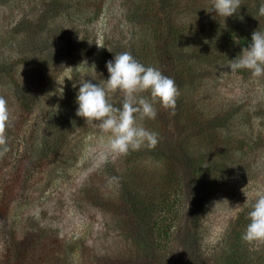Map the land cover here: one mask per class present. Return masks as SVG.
Here are the masks:
<instances>
[{"label": "trees", "instance_id": "obj_1", "mask_svg": "<svg viewBox=\"0 0 264 264\" xmlns=\"http://www.w3.org/2000/svg\"><path fill=\"white\" fill-rule=\"evenodd\" d=\"M262 2L241 0L238 13L228 18L212 11L211 0H187L184 4L189 19L183 23L190 24L183 57L186 65L182 69L174 64L168 70H159L175 81L179 92L182 80L189 90L194 86L196 91L180 93L175 114L157 104V117L149 125L159 135L157 146L130 151L126 160L122 159L128 166L131 161L154 157L167 167L155 169L156 176L150 180L141 172L143 167L137 165L133 169L137 179L132 187L121 177L128 190L118 197L115 206L131 210L137 219L136 233L133 234V224L132 229L128 227L126 213L117 212V225L125 237L126 248L119 255L114 251V255L94 261L96 244L85 245L86 264H180L181 259L174 261V256L177 244L183 242V224L190 229L191 236L198 235L200 229L204 232L201 239L188 241L192 247L183 264H264V243L242 240L257 195L243 209L233 229L219 241L208 239L203 224L207 203L238 179L233 168L237 161L234 156L247 159L264 148V132L252 129L255 118L262 119L260 125L264 126V78L254 79L247 70L229 69L230 61L251 43L253 32L264 30V16L259 15ZM104 4L105 0H0V8L7 6L17 11L4 23L7 53L0 44V95L8 101L13 117L6 131L7 143L0 146V264H53L58 260L61 231L65 233L59 223L43 227L35 217L27 218L10 237L6 227L11 205L20 198L23 180H33L29 183L35 185L43 179L39 173L51 163L49 158L60 152L65 135L62 134L59 145L54 140L47 144L44 155L32 159L38 172L35 176L26 175L30 158L22 155L24 142L18 139L24 135L37 91L52 83L63 69L82 63L96 52L97 23ZM147 8L153 15L162 9L153 0ZM20 15L22 19L16 23ZM175 29L170 28L171 32ZM124 51L137 55L134 58L147 66L146 59L139 55L143 48L126 44ZM107 55L114 59L112 50ZM18 67L22 69L19 76ZM190 96L201 99L190 105ZM173 137L174 146L169 148ZM191 137L198 141L191 142ZM175 155L182 156L185 163L181 164ZM183 168L194 183L188 204L180 178ZM185 205L189 209L183 223Z\"/></svg>", "mask_w": 264, "mask_h": 264}, {"label": "rangeland", "instance_id": "obj_2", "mask_svg": "<svg viewBox=\"0 0 264 264\" xmlns=\"http://www.w3.org/2000/svg\"><path fill=\"white\" fill-rule=\"evenodd\" d=\"M153 1L157 6L162 7L158 15H153L148 9L152 8L151 6L147 8V4L152 0H105L97 23L96 52L82 63L63 69L52 83L37 91L31 115L23 128L24 135L18 139L24 142L22 155L26 154L27 158H30L26 175L35 176L38 172L34 169V163L31 164L32 159L35 161L44 155L47 144H51L54 140L59 145L58 141L63 139L62 134L65 135L66 140L60 152L50 157L51 163L39 173V177L43 179L35 185L29 183L33 180L28 182L23 180L22 189L19 191L20 198L11 205L7 215V237H10L15 229H19L27 218L35 217L43 227L52 225V222L60 224L59 227L63 228L65 233L61 231L60 237L63 241L60 242L59 253L56 254L59 261L55 260L53 264H86L83 249L89 244L94 247L96 244V250L93 252L94 261L102 260L104 255L109 257L114 254L119 255L126 245L122 230L117 225L116 213H126V221L130 229L133 224V234L136 233L137 225V219L131 210L115 206L118 197L128 190L126 185L123 186L121 177L122 179L125 177L126 182L132 187L134 180L137 179V173H133L137 165L143 167L141 172L150 180L155 175V169L162 170L165 165L167 167L165 162L158 161L154 157L142 162L131 161L128 166L122 163V159L126 160V155L103 158L102 133L92 124H88L84 118L76 115L79 107L77 104L79 75L74 74L75 70L79 67V74L94 84L107 80L109 78L107 63L114 61L108 59L109 50H112L113 55L119 54L125 52L126 44L134 43L143 48L139 55L146 59L147 66L160 70L165 67L168 70L170 65L175 64L180 69L186 65L184 61L187 52L186 34L190 24H184L183 21L189 19L184 10L187 0ZM16 13L17 11L9 10L7 6L0 8V40L2 41L0 44L5 53H7L8 36L4 23L12 19ZM21 19V15L17 16L16 23ZM171 27L176 28L175 32H171ZM85 62L87 65L84 64ZM93 66L95 68H92ZM21 71L22 69L18 67L16 75L19 76ZM212 71L215 72L213 67ZM207 81L210 85H214L210 79ZM74 83L77 85L75 88ZM181 83V95L186 91H189V94L196 91L194 86L189 90L185 80ZM61 87L63 93L57 91ZM262 94L264 99V90ZM122 99L119 93L110 94V102L116 107L121 106ZM200 99L190 96L189 103L192 105ZM215 104L212 102V105ZM261 121L262 119L255 118L252 129L264 132V126L260 125ZM143 123L152 131L149 125L153 120L146 119ZM173 139L174 137L169 140V148L174 146ZM190 141L197 142L198 138L191 137ZM175 156L181 164L185 163L182 156ZM234 157H237L233 168L238 179L234 184L223 188L204 208V231L210 241H219L225 237L233 229L249 201L258 192L264 191V148L248 157L252 159L251 162L248 158L241 159L238 155ZM183 170L184 168L181 170L180 178L188 204L194 183L188 171ZM237 205L241 208L234 213L233 208ZM188 209V205L183 207V223L186 216L188 217ZM191 234L190 229H185L183 224L180 233L183 242L177 244L179 248L174 256V261L181 259L180 264L185 263L190 254L192 244L188 241L197 237L201 239L204 232L200 229L198 235L191 236ZM114 251L117 253L113 254Z\"/></svg>", "mask_w": 264, "mask_h": 264}, {"label": "clouds", "instance_id": "obj_3", "mask_svg": "<svg viewBox=\"0 0 264 264\" xmlns=\"http://www.w3.org/2000/svg\"><path fill=\"white\" fill-rule=\"evenodd\" d=\"M211 5L217 15L228 18L238 13L241 0H211ZM259 15L264 16V2L259 7ZM84 64L87 65V62ZM229 69L232 72L247 70L254 79L264 78V30L253 32L251 43L242 49L235 60L230 61ZM107 70L109 78L99 84L81 76L79 67L75 70L74 74L79 75V107L76 115L102 133L101 156L105 159L127 155L144 147L154 149L159 135L146 128L143 122L156 119L157 104L175 114L180 95L175 81L158 68L140 63L127 51L115 54L114 61L107 63ZM73 87L77 85L74 83ZM57 91L63 93V88ZM114 93H119L123 98L120 107L110 102V94ZM12 118L8 101L0 95V146L7 143L6 131ZM240 208V205L235 206L233 212H238ZM248 220L242 240L246 243H264V192L257 193Z\"/></svg>", "mask_w": 264, "mask_h": 264}]
</instances>
